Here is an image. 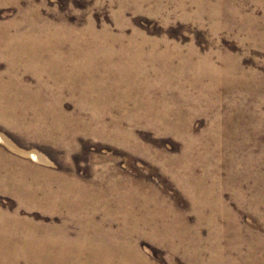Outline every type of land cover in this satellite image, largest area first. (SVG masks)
Wrapping results in <instances>:
<instances>
[{"label":"rangeland","instance_id":"rangeland-1","mask_svg":"<svg viewBox=\"0 0 264 264\" xmlns=\"http://www.w3.org/2000/svg\"><path fill=\"white\" fill-rule=\"evenodd\" d=\"M41 1L45 4L40 5L39 10L48 20L46 25L51 26L47 27L50 32V35L48 32L46 36L49 37L48 40L44 36L46 48L61 45V23L82 29L89 22H93L99 31L106 28L112 36L125 34L127 42L131 36L138 33L140 41H149L148 49L153 43H160L161 49L167 44L172 48L180 47V53L187 55L194 47L201 55H210L211 61L222 69L229 65H232L231 68H239L235 67L232 73L221 71L222 78L219 77L217 81L211 75L199 76L198 68L193 67L197 61L193 60L191 67L182 69L183 75H178L180 81L175 80L171 90L167 89L168 85L172 87V84L167 83L171 80L164 78L166 76L162 77L166 79L163 82L165 84L157 85L155 79L158 80L161 75L151 74L152 78L149 77L152 82L155 81L153 88L158 87L159 91L166 85L165 89L162 87L165 96L160 103L164 101L163 105L166 102L172 109L177 104L174 109L181 110L180 114H184L185 120H191L192 134L196 139L193 150L189 149V141L176 132L159 128L148 121L130 119L128 112L132 109L131 104L113 111L109 108L111 103L107 105L104 100L100 101L97 107L93 105V114L94 111L103 112L105 116L97 121V126L93 125L91 130H88L80 122L83 120L85 123L88 120L92 109L85 110L81 120L73 118L71 122L61 119L62 116L58 114H61V104L68 114L76 116L80 111L77 96L75 94L74 97L69 88L63 90L59 101L52 99L47 101L48 103L39 100L37 102L34 98L28 103L17 98L18 96L16 100L12 97V102H15L12 105L13 112L16 108L19 113L28 111L25 113L27 118L15 117V122L14 118L5 121L0 119V159H4L3 163L0 161V165H3L0 166V172L11 174L5 178L0 176V210L18 220V229L0 225V253L5 251L3 256L0 254L1 261L16 262L20 258L22 264H25V249L38 248L49 253L55 252L51 257L44 259L47 263H68L71 257L61 259V251L69 248L75 252L81 248L85 251L97 239L93 232H84L81 226L80 220H86L88 217H75L61 202L72 200L70 203L74 205L75 202L76 205L86 202L82 198L78 200L79 197L76 196L73 198L62 195L59 186L61 179L65 177L78 179L82 185L90 186L91 190L98 186V181L104 188H109L117 182L120 187L118 192L122 194L126 190L121 185L129 181L132 187L142 189L149 196L153 197L155 193L164 204L182 213L192 227L196 226L199 223V214L193 208V200L186 191L187 186L182 184L184 173L178 168L179 163L193 167L192 172L196 177L205 178L203 184L207 188L215 192L221 188L224 203L241 225L242 235L253 239L264 249V202H257L258 198L264 200V0H224L222 15L215 19L207 15L203 21H199L194 14L185 17L183 10L177 5L179 0H146L143 5L132 1L124 6L119 0H36L38 4ZM27 5V0H21L19 3H0V22L8 23L19 18ZM188 7L194 9L189 4ZM53 35L57 37L53 38ZM36 39L41 40L40 37ZM49 40L53 41L52 44ZM8 66L6 59L0 61L2 71ZM17 67L27 82L36 85L37 79L33 72L23 70V66ZM178 83L185 87H179ZM50 85L55 93L52 98H55L57 91L53 82H50ZM32 92L37 93L38 90L34 89ZM104 104L107 106L104 107ZM42 106H49L51 109ZM107 110H110L109 113ZM42 111H45V116L48 117L42 118ZM171 116L173 118L174 115ZM18 119L23 121L19 122ZM41 119L45 120L47 125ZM102 121L109 126L105 128L109 134L100 131ZM35 124L40 129L46 127L52 136L43 139L25 129L27 126L26 128L31 130V126L35 127ZM63 127L66 129L61 131ZM72 128L77 130L73 132ZM117 128H122V132L115 136ZM68 129L74 134L71 133L72 136L66 140L63 134ZM32 132L37 133L33 130ZM1 155L5 156L1 158ZM16 174L18 181L12 176ZM46 180L52 182L49 190L51 193L54 191V196L40 192L42 184L39 187L38 185L47 184ZM19 181L26 182L21 184ZM19 183L22 187H19L20 191H30L37 195L38 204L35 205L29 197L24 199L23 195L12 190L13 184ZM150 207L157 209L154 202ZM203 213L209 215L211 209L204 208ZM104 215V212L100 211L89 219L93 218L100 224ZM122 220L121 213L112 229L114 233H119ZM220 222L225 225L227 220L221 217ZM200 228L203 230V236L208 237L210 227L203 224ZM102 232L112 233L106 227ZM233 234L230 233L223 240V244L229 246ZM136 239L140 251L155 264H171V251L160 242L157 243L149 233L134 235L133 243ZM246 249L247 246L244 245L243 250ZM10 252H14L13 255L9 254ZM82 261L85 264L100 262L96 257H85V253L80 259V262ZM175 261L177 264H196L182 253L175 255ZM238 264L247 262L241 261Z\"/></svg>","mask_w":264,"mask_h":264},{"label":"bare ground","instance_id":"bare-ground-1","mask_svg":"<svg viewBox=\"0 0 264 264\" xmlns=\"http://www.w3.org/2000/svg\"><path fill=\"white\" fill-rule=\"evenodd\" d=\"M20 1L21 0H0V3H19ZM132 1L140 5L146 0H119L122 6ZM27 2V8L22 10L19 18L8 23L0 22V61L6 59L9 64L5 71H2L0 68L1 120L5 121L14 118V121L15 117L21 116V119H24L25 117L27 118L25 113L28 110L25 113H19L18 108H16L13 112L14 108L12 105H14L15 102H12V97H15L16 100V97L18 96L17 98L27 102L33 98L37 102L38 100L40 102H47L52 99L59 101L58 99L62 97L61 93L63 90L69 88L74 97L75 94L77 96L76 100L80 111L76 116L68 114L63 110L61 104V106L59 105L62 109L60 110L61 114L58 113L62 116L61 119L70 122L73 118L81 120L83 118L82 113L87 109H92V116L93 110L95 109H93V105L97 107L102 100H104L105 103L107 102V105L111 103L109 104L111 111L125 108L131 104L132 109L128 112V117L130 119L148 121L150 124L152 123L159 128L176 132L189 141V149H195L196 139L192 134L191 120H185L183 118L184 114H180L181 110L178 109L179 107H177L178 111L175 110L177 104L174 105V107L171 105L173 107L172 109L169 104H166V102L164 105V101L160 103V100L165 96L163 88L166 85L162 86L163 88L159 87V91L157 90L158 87L153 88L152 84H155V81L152 82L149 77H151V74H156L155 76H157V74L161 75L158 77V80L155 79L157 82L156 85L163 83L166 80L164 78H168V80L171 81H167V83L172 84V87L168 85L167 89L171 90L175 84L174 81H180L178 80V75L182 74L183 70L191 67L193 60L197 61H194L197 64L193 65V67L198 68L199 76L211 75L214 79H217V81L219 77H221L220 75H222L220 73L221 71L222 73L223 71L232 73L234 68H239V66H233V68H231L232 65H229L222 69L211 61L210 55H201L194 47L191 48L187 55L180 53V47L175 46L172 48L167 44L161 49L160 43H153L148 49L147 44L149 41L147 39H142L140 41L137 36L138 33L131 36L127 42L125 41V34L112 36L108 33L106 28L99 31L93 22H89V24L82 29L76 26H71L65 22L61 23V33L59 32L61 35V45L54 48H46L44 36L46 37L50 35V32L47 30L49 28L47 27L51 26L46 25L48 24V20L42 16L39 10L40 5L45 4V2L41 1L40 4H38L36 0H27ZM224 2V0H179L177 5L183 10V15L185 17H191L194 14L198 17L199 21H203L207 15L213 19L220 17L222 15ZM188 4L190 7H194V9H189ZM54 28L55 27H53V29ZM53 32H55V30ZM53 32H51V34ZM54 35L53 38L57 37ZM38 37H40L41 40L36 39ZM48 38L49 37H46L47 40ZM50 42V44H52L53 41ZM176 60L178 62H176ZM17 66H23V70L33 72L37 79L36 85L27 82L19 73ZM196 74L198 73L196 72ZM163 76L166 77L162 78ZM181 77L183 79V76ZM172 80L173 83H171ZM50 82H53L57 91V97L55 98H52V96H55V93ZM181 86L184 85H180L179 87ZM34 89H37L38 92H32ZM184 89L186 91V88ZM174 90L176 91V89ZM183 104L185 103L183 102ZM105 105L106 104H104V107ZM44 107L51 109L49 106ZM99 107L102 108V106ZM53 110L55 111V109ZM109 111L107 113H109ZM46 112L48 113L47 110ZM46 112L42 111V118L48 117L45 116ZM49 113L51 114L52 112ZM102 113L103 112L95 113L94 111L95 117L90 116L87 118V121L85 120L86 122L84 121L85 123L82 122L83 120L80 123L86 126L88 130H91V126H97V121L103 119V116H105ZM37 114L41 115V113ZM171 115H174L175 117L173 116L172 118ZM55 117H57V115ZM185 118H188V116H185ZM18 121L20 122L23 120L18 119ZM25 121L31 120L25 119ZM118 124L120 125V123ZM101 125L100 131L103 134H109L107 132L108 130L105 129L109 126L103 121ZM42 126L44 125H41V127ZM75 126L77 127V125ZM213 126H215V124ZM26 127L25 129L33 135H36V137L43 139L50 138L51 132L46 130V127L40 129L37 128L36 124L35 127H29L31 130H28ZM64 129L66 128H61V131ZM121 129L122 128H117V135L115 134V136L121 134ZM32 130L37 131V133L32 132ZM76 130L77 129L74 128L72 131L75 132ZM72 131L69 132L68 129L67 132L63 134V138H70L72 134H74ZM3 156L5 155H1V158ZM2 160L4 159H0V161ZM178 165V168L184 173V181L182 180V184H184L185 187L187 186L186 191L193 200V208L199 214V223L194 227L188 223L186 217L182 213L175 211L170 205L164 204L163 200L155 193H153V197L151 194V196H149V194L144 193L145 191L143 192L142 189L138 190L132 187V183L129 181L121 185L122 187H125L126 190H124L125 192L122 194L118 192L120 191V187L117 182L112 184V186L110 185L111 187L109 188H104L101 185L102 183L98 181L96 183V185H98L95 188L96 190H91L89 188L90 186H87L88 189L86 186L82 185L80 183L81 181H78V179L66 177L65 179H61V187L59 186V190L62 195L65 197L72 196L73 198L76 196V198L79 197L78 200H81L82 198L83 201H86L79 205H76V202L75 205L70 203L72 200L70 202H68V200L61 202L65 204V207L71 210V213L75 217L80 216L81 218H84L82 215L88 217L86 220H80L81 226L84 232H93L97 237V239L86 248L87 251L89 250V253L87 254V251H83L82 248L76 250V252L70 248L64 251H61L60 249L61 259H64V257H71L70 262L63 263L61 261V264H85L83 261L80 262V259L84 257V253L85 257L92 256L99 259L100 262L94 263L93 261L94 264H155L140 251L138 240L136 239L134 243L132 241L134 235L142 236L146 235V233H149V236L157 243L160 242L171 251V264H177L175 261V255L178 253H182L187 259L189 258V260L196 264H238L241 261H245L247 264H264L263 246L255 243L253 239L242 235L243 230L241 225L238 223V220L232 214L229 207L224 203L221 188L217 189V192L211 188H207V186L203 184L205 178L196 177L195 173L192 172L193 167L182 165L180 163ZM10 175L5 172H0V176L3 178H5V176L9 177ZM12 176L14 179L18 178V174ZM51 181L46 180L47 184L38 183V187L42 184L40 188L42 190L40 191L41 193H45L47 196L55 195L53 194L54 191L51 193L49 190V188H51ZM20 183L18 185L13 184L12 187L14 188L12 190L19 193L21 196L23 195L24 199L29 197L31 202L35 205L38 204V200L36 199L37 195L30 193V191H20ZM25 186H27V184ZM152 202L155 203L157 209H151L150 204ZM257 202H264V200L258 198ZM207 207L211 209V214L209 215L203 213V209ZM100 211H103L105 214L104 220L100 224H98L93 218L89 219V217H94L93 215ZM121 213L123 215V220L120 222L121 226L119 227V233H114L112 229L116 224L117 217ZM221 217H224L227 220L225 225L221 224ZM17 221L18 220H15V218L5 215L0 210V225L16 228V226H18ZM203 224H207L210 227L208 237H204L202 234L203 230L200 226ZM105 227L107 230H111L112 233L102 232V229ZM92 228L94 229L93 231ZM230 233H234V236L229 240V246H226L223 244V240ZM244 245L247 246L246 251L243 250ZM4 252L5 251L0 254L3 256V254H5ZM13 253L10 252L9 254L13 255ZM25 253L26 258L23 255L25 264H50L44 259L46 257H51L55 252L49 253V251L47 252L46 250H39L37 248L25 249ZM9 254L7 253L6 255L8 256ZM38 256L40 258H38ZM8 257H10V255ZM19 259L16 260V262H11L10 260V262H5L0 259V264H22ZM25 259L27 260L25 261Z\"/></svg>","mask_w":264,"mask_h":264}]
</instances>
